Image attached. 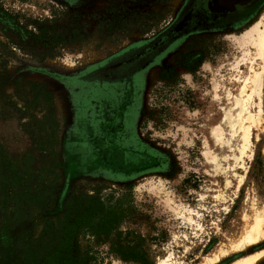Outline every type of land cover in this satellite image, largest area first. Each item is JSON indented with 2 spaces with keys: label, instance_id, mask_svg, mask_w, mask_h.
<instances>
[{
  "label": "rangeland",
  "instance_id": "374dc122",
  "mask_svg": "<svg viewBox=\"0 0 264 264\" xmlns=\"http://www.w3.org/2000/svg\"><path fill=\"white\" fill-rule=\"evenodd\" d=\"M156 2L70 7L59 0H0V144L9 170L22 171L30 160L32 183H45L47 206L30 209L11 229L0 264H24L20 238L28 233L36 241L48 220L80 198L121 206L110 232L76 237L75 249L92 256L89 264H162L164 257L167 264H232L264 247V237L232 247L255 209L264 215V118L252 126L253 158L244 156L238 174L212 164L215 155L225 163L227 149L212 127L228 134L222 107L231 105L228 92H237L236 76L249 71L256 54L252 30L264 27V4L234 28L188 39L179 49L183 57L165 61L169 72L145 76L136 130L155 160L145 154L125 168L118 152L81 148L73 136L66 80L144 35L145 25L153 28L149 34L165 28L169 22H141L170 18L169 11L156 12ZM253 66L259 69L261 60ZM239 174L245 179L238 188ZM220 248L226 255L208 262Z\"/></svg>",
  "mask_w": 264,
  "mask_h": 264
},
{
  "label": "flooded vegetation",
  "instance_id": "af4514ba",
  "mask_svg": "<svg viewBox=\"0 0 264 264\" xmlns=\"http://www.w3.org/2000/svg\"><path fill=\"white\" fill-rule=\"evenodd\" d=\"M59 1L77 7L103 0ZM262 4L264 0H158L156 12L162 15L169 11L170 18L141 22H169L165 28L149 34L153 28L145 25L144 35L66 80L72 100V132L81 148L118 152L125 168L139 165L145 154L155 160L151 150L144 151L145 143L136 130L145 76L156 69L158 73L169 72L165 64L170 62L165 61L183 57L179 49L188 39L234 28L250 19Z\"/></svg>",
  "mask_w": 264,
  "mask_h": 264
},
{
  "label": "trees",
  "instance_id": "16d2710c",
  "mask_svg": "<svg viewBox=\"0 0 264 264\" xmlns=\"http://www.w3.org/2000/svg\"><path fill=\"white\" fill-rule=\"evenodd\" d=\"M7 163L6 147L0 144V246L7 242L16 223L27 218L30 209L47 207L42 190L45 183L33 185L30 160L25 161L22 171L9 170ZM70 202L62 215L44 224L36 241L28 233L20 238L24 264H89L92 256L88 250L82 254L75 249L76 237L82 232L107 234L120 222L121 206L110 199L80 198L75 204ZM49 229L53 232L47 236Z\"/></svg>",
  "mask_w": 264,
  "mask_h": 264
},
{
  "label": "bare ground",
  "instance_id": "6f19581e",
  "mask_svg": "<svg viewBox=\"0 0 264 264\" xmlns=\"http://www.w3.org/2000/svg\"><path fill=\"white\" fill-rule=\"evenodd\" d=\"M253 28L252 31L255 34L253 43L256 47V54L251 58L249 71L243 75L236 76L239 82L237 92H228L229 99H231V105L228 108L222 107L224 123L228 127V134L226 135L220 129L219 124L212 127V133L216 136L221 147L227 149L225 155L222 156L225 163L220 162L219 156L215 155L213 156L212 164L215 169L223 170L224 173L227 174L229 172H232L235 175L238 174L235 169L241 161L243 166L244 156L248 155L250 159L253 158L254 151L251 147L253 133L252 126H257L264 118V27L262 28L255 25ZM256 58H259L262 62V66L259 69H255L253 66L254 59ZM253 107H255L256 110H253ZM257 137L259 138V134ZM244 179L245 175L239 174L238 188ZM228 181L229 178H227V183ZM219 196H224L223 189L220 190ZM192 210L193 209H188L190 212ZM259 210L255 209L253 222L245 227L244 232L233 244L231 243L233 249L239 250L243 247L250 246L264 237V215L262 214L263 212H259ZM190 212L186 213V217L189 221H193ZM246 217L247 215L245 214L244 218L246 219ZM226 252V249L220 248L218 253H215L213 257L208 258V262H217ZM263 258L264 247L252 254L237 259L232 264H254L257 261L263 260ZM168 261L169 257L161 259L162 264H167Z\"/></svg>",
  "mask_w": 264,
  "mask_h": 264
}]
</instances>
